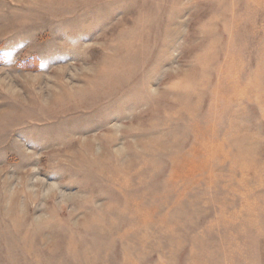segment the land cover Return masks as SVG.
I'll use <instances>...</instances> for the list:
<instances>
[{"label": "rangeland", "instance_id": "obj_1", "mask_svg": "<svg viewBox=\"0 0 264 264\" xmlns=\"http://www.w3.org/2000/svg\"><path fill=\"white\" fill-rule=\"evenodd\" d=\"M0 264H264V0H0Z\"/></svg>", "mask_w": 264, "mask_h": 264}]
</instances>
